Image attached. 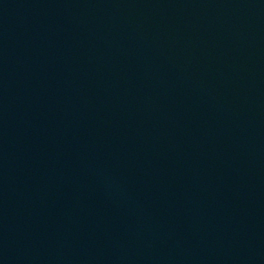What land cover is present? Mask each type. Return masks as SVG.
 <instances>
[{
  "label": "water",
  "instance_id": "obj_1",
  "mask_svg": "<svg viewBox=\"0 0 264 264\" xmlns=\"http://www.w3.org/2000/svg\"><path fill=\"white\" fill-rule=\"evenodd\" d=\"M0 264H264V0H0Z\"/></svg>",
  "mask_w": 264,
  "mask_h": 264
}]
</instances>
